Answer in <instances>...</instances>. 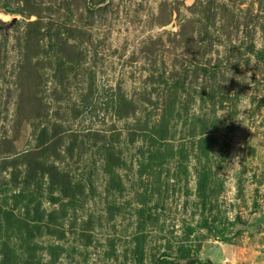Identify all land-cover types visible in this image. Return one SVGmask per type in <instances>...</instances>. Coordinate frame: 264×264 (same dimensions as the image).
<instances>
[{
    "label": "rangeland",
    "instance_id": "1",
    "mask_svg": "<svg viewBox=\"0 0 264 264\" xmlns=\"http://www.w3.org/2000/svg\"><path fill=\"white\" fill-rule=\"evenodd\" d=\"M264 0H0V264H264Z\"/></svg>",
    "mask_w": 264,
    "mask_h": 264
},
{
    "label": "water",
    "instance_id": "2",
    "mask_svg": "<svg viewBox=\"0 0 264 264\" xmlns=\"http://www.w3.org/2000/svg\"><path fill=\"white\" fill-rule=\"evenodd\" d=\"M262 221H263L262 223L264 224V216L262 217Z\"/></svg>",
    "mask_w": 264,
    "mask_h": 264
}]
</instances>
